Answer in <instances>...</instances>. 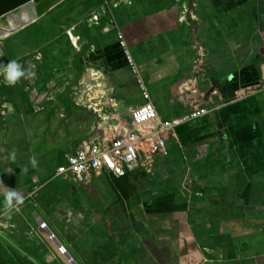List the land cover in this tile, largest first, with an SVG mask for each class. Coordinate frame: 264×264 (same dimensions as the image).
<instances>
[{"label": "crops", "instance_id": "obj_1", "mask_svg": "<svg viewBox=\"0 0 264 264\" xmlns=\"http://www.w3.org/2000/svg\"><path fill=\"white\" fill-rule=\"evenodd\" d=\"M47 20L54 38L27 36ZM33 25L2 41L0 64L32 75H0V211L45 204L74 264H264V0H65ZM126 51L162 120L211 115L122 177L55 182L71 144L113 138L144 102ZM46 247L14 261L63 264Z\"/></svg>", "mask_w": 264, "mask_h": 264}, {"label": "built area", "instance_id": "obj_2", "mask_svg": "<svg viewBox=\"0 0 264 264\" xmlns=\"http://www.w3.org/2000/svg\"><path fill=\"white\" fill-rule=\"evenodd\" d=\"M97 15L95 19H97ZM125 46V42L121 40ZM127 59L136 76L143 103L135 107L129 116V124L120 126L111 139H102L95 135L71 144L63 153L64 162L60 163L52 176V180L66 181L78 185H88L93 178L110 174L114 177H122L126 172L139 169L148 165L157 158L167 155V143L176 139L175 129L196 118L211 115L207 108H194L186 115L162 120L155 109L151 99V93L139 73L138 67L132 62L126 51ZM150 160L148 164L144 162ZM37 180H34L36 183ZM192 185L190 181L188 183ZM43 187L36 186L33 194ZM5 214L0 211V224ZM38 230L46 233L49 240L56 246V253L73 261L64 245H62L53 233L47 222L38 219ZM70 263V262H69Z\"/></svg>", "mask_w": 264, "mask_h": 264}, {"label": "rangeland", "instance_id": "obj_3", "mask_svg": "<svg viewBox=\"0 0 264 264\" xmlns=\"http://www.w3.org/2000/svg\"><path fill=\"white\" fill-rule=\"evenodd\" d=\"M94 15V13L89 15L87 20H90ZM85 22L81 23V30L89 33V29ZM54 25L55 23L53 20H47L33 25L27 29V36L32 37L34 35H41L42 37L54 38ZM61 30L59 36L63 37L65 36V29ZM2 50V41H0V54ZM58 181L59 180H55V182ZM42 205L38 206L33 200L24 199L12 206L9 210L2 211L5 216L1 220L2 224H0V243L6 246L10 258L23 261L31 259L34 256L38 257L39 261H43L42 257L49 254L46 247L47 245L56 249V246L49 240L48 236L45 237V233L41 234L35 232L38 223L37 220H44L43 217L46 218L47 210L45 204ZM52 264H57V262L54 260ZM63 264L74 263H69L64 259Z\"/></svg>", "mask_w": 264, "mask_h": 264}, {"label": "water", "instance_id": "obj_4", "mask_svg": "<svg viewBox=\"0 0 264 264\" xmlns=\"http://www.w3.org/2000/svg\"><path fill=\"white\" fill-rule=\"evenodd\" d=\"M63 1L65 0H0V41L35 24Z\"/></svg>", "mask_w": 264, "mask_h": 264}, {"label": "clouds", "instance_id": "obj_5", "mask_svg": "<svg viewBox=\"0 0 264 264\" xmlns=\"http://www.w3.org/2000/svg\"><path fill=\"white\" fill-rule=\"evenodd\" d=\"M0 75L3 76L4 83L11 86L15 85L20 78L26 75L31 76L32 73H26L16 60H9L6 64H0ZM32 163L35 164V160Z\"/></svg>", "mask_w": 264, "mask_h": 264}, {"label": "trees", "instance_id": "obj_6", "mask_svg": "<svg viewBox=\"0 0 264 264\" xmlns=\"http://www.w3.org/2000/svg\"><path fill=\"white\" fill-rule=\"evenodd\" d=\"M105 2L110 3L111 0H105ZM10 55H12V53ZM0 264H16L14 259H9V260L6 259L4 250L1 246H0ZM24 264L27 263L24 262Z\"/></svg>", "mask_w": 264, "mask_h": 264}, {"label": "bare ground", "instance_id": "obj_7", "mask_svg": "<svg viewBox=\"0 0 264 264\" xmlns=\"http://www.w3.org/2000/svg\"><path fill=\"white\" fill-rule=\"evenodd\" d=\"M69 262H72V261L69 260Z\"/></svg>", "mask_w": 264, "mask_h": 264}]
</instances>
